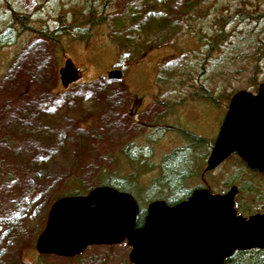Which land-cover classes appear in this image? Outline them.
<instances>
[{
  "label": "rangeland",
  "instance_id": "1",
  "mask_svg": "<svg viewBox=\"0 0 264 264\" xmlns=\"http://www.w3.org/2000/svg\"><path fill=\"white\" fill-rule=\"evenodd\" d=\"M255 10L264 13V0H0L3 39L17 27L0 43V264H132L125 241L70 257L35 248L55 199L107 179L145 207L198 183L220 192L253 178L236 154L203 171L231 96L264 82V44L253 32L260 23H250V35L239 27ZM90 16L104 21L80 38L74 24ZM221 31L219 50L208 53ZM67 59L77 78L65 86ZM110 69L121 77L107 78ZM175 150L185 155L182 172L196 173L169 196L180 186L164 167ZM263 192H240V212L262 207Z\"/></svg>",
  "mask_w": 264,
  "mask_h": 264
},
{
  "label": "water",
  "instance_id": "2",
  "mask_svg": "<svg viewBox=\"0 0 264 264\" xmlns=\"http://www.w3.org/2000/svg\"><path fill=\"white\" fill-rule=\"evenodd\" d=\"M59 76L65 86L76 80L77 71L69 59ZM120 77L118 69L107 73L109 79ZM232 152L249 168L264 172V82L256 93L241 90L231 96L205 170ZM234 190L219 195L197 188L172 205L152 200L137 226L139 207L131 194L109 185L94 186L86 194L52 202L35 248L42 254L69 257L89 245L125 241L132 264H226L236 250H264V214L237 215Z\"/></svg>",
  "mask_w": 264,
  "mask_h": 264
},
{
  "label": "trees",
  "instance_id": "3",
  "mask_svg": "<svg viewBox=\"0 0 264 264\" xmlns=\"http://www.w3.org/2000/svg\"><path fill=\"white\" fill-rule=\"evenodd\" d=\"M246 14L247 15L245 16V19L243 21H240V24H241L239 26L240 29L243 32H247L246 34L250 35L252 33V31L247 30V27L251 26L250 23H256V24L260 23L257 27H255L253 32L260 34V42L262 44H264V18L260 20V18L262 16H264V13L259 14L257 12V10H255V11H250ZM229 17L227 19H225L224 17H222V18L224 20H226L227 23H230L231 20L229 19ZM103 18L104 17H102V16H98L96 18H93L92 16H90L85 21H82L78 24L75 23L74 28H76L75 30L79 31L78 33H80V35H78V36L80 38L85 37L88 34V30L90 29V27L95 23L103 22L104 21ZM18 22L21 25L20 26L21 29H24V28L29 29L30 28V26H28V23H26V17L24 15H20L18 17ZM81 24H83V25L81 26ZM13 26L10 25V27H11L10 31H8V33H7L8 39H3L5 36V33H3V32L0 33V38H2V39H0V43L8 42L11 39L10 34L13 32V30L16 27L15 25H13ZM70 27L72 28L73 25L72 26L69 25V28ZM59 29L67 30V27H66V25L63 24V25H61V27L57 28V30H59ZM34 30H35V32L43 35V37H47V38L53 37V30H50V29H49V31L48 30H37V29H34ZM66 32H68V31H66ZM197 35H198V37L201 38L200 39L201 41L204 40L201 37V35H202L201 32H197ZM231 35H232V33H231ZM72 36L74 37V35H72ZM207 36H209V35H207ZM220 40L221 41L223 40L222 31L220 33H217V35H215V34L212 35L211 40L209 41L211 44H209L208 53H210L212 50H215V51L219 50L217 42H219ZM231 40L235 43V44L233 43L231 45V49L234 50L238 46L239 41L235 37H233ZM200 88H201L200 90H202L201 93L199 94L201 97H204V98L211 100V101L214 100V97L209 93V91L207 89H205L202 85H200ZM193 139H195V141L196 140L199 141L198 137H193ZM178 152H180V151H178ZM176 153L177 152L175 150L174 152H171L169 155L166 156V159L164 160L165 161L164 167H165V173L166 174H170V176L173 179H175L176 177H179L178 182L181 183L182 179L187 178L188 176L195 174L196 172H195V170H193V171L187 170L185 173L182 172L183 169H181L180 166H181V164H183L182 159L185 157V155L183 153L181 155H178V157L176 158L175 157ZM241 162L244 164V162L242 160H241ZM200 165H202V164H197L198 168ZM180 178H181V180H180ZM103 183H105L106 185H110V186H112V187H114L120 191H125V188H126V187L123 188L116 183H112L110 181V179L105 180ZM169 187L172 188L170 185H169ZM125 192H127V191H125ZM66 195H68V193ZM73 195H78V194H73ZM159 198H161V197H159ZM150 200H153V199H150ZM178 200H180V199H178ZM165 201L168 204H172V203L176 202V200L167 199V198H165ZM138 204H139V210H138V213L136 215V225L137 226H139L143 223V219L145 216V207L143 206V204L141 202H138ZM225 263L226 264H264V251L260 250V249H250V250H243V251L242 250H236L228 258L225 259Z\"/></svg>",
  "mask_w": 264,
  "mask_h": 264
},
{
  "label": "flooded vegetation",
  "instance_id": "4",
  "mask_svg": "<svg viewBox=\"0 0 264 264\" xmlns=\"http://www.w3.org/2000/svg\"><path fill=\"white\" fill-rule=\"evenodd\" d=\"M227 110V109H226ZM226 112V111H225ZM224 115H225V113H224ZM224 117V116H223ZM214 142V141H213ZM214 143H212V145H213ZM212 147V146H211ZM236 153L234 152L233 154H231V155H235ZM237 155V154H236ZM224 161V160H223ZM222 163V161L217 165V166H219L220 164ZM216 166V167H217ZM244 169H243V171H249V173L251 174V176L254 178L255 176H257V175H263L264 174V172H260L259 170H257V169H251V168H249L247 165H246V163H244ZM216 167H214V168H216ZM213 168V169H214ZM213 169H211V170H213ZM211 170H206V171H203V173L205 172H208V171H211ZM253 178H251L250 180L249 179H245V180H243L242 182V184L241 183H237V182H235V183H233V184H231V185H229L228 186V188H226V190H222V191H220V192H214V191H212L210 188H208L207 186H205V185H203V184H201V183H198V184H196V186H193L192 187V189H190L187 193H186V195L184 196H180V197H174V198H171V197H168L167 199H172V200H176V202H174V203H172V204H175V203H177V202H180V201H182V200H185V199H187L190 195H191V193H192V191L194 190V189H197V188H202V189H206V190H208L210 193H212V194H219V195H222V194H225L226 192H228L232 187H234V194H233V208L235 209V212H236V214L237 215H241L242 217H244V218H248L249 216H251V215H254V214H264V203H263V205H262V207H260L259 206V208L258 209H252V208H246L247 209V211H248V213H241L240 212V209L238 208L239 207V205H240V203L238 202V200L237 199H239L240 198V195H241V193L240 192H243V191H248V190H254V191H264V181H255V179H253ZM181 179V178H180ZM241 184V185H240ZM180 186H181V183H180ZM176 187L174 190H172V192L169 194V196L171 195V194H176V193H178V192H181L180 191V188H182L183 186H181V187ZM264 192H263V194L260 196V199H264ZM257 198H259V196H256ZM165 198L166 197H164V198H161V199H163L164 201H165ZM136 199V198H135ZM178 199H180V200H178ZM165 203L166 204H168L166 201H165ZM172 204H168V205H172ZM249 207V206H248ZM251 249H260V250H263V249H261V248H251ZM247 250H250V249H247Z\"/></svg>",
  "mask_w": 264,
  "mask_h": 264
}]
</instances>
